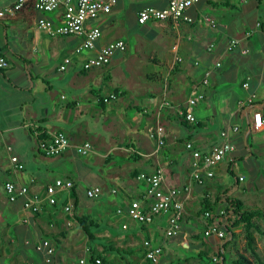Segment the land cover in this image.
<instances>
[{
  "label": "crops",
  "instance_id": "obj_1",
  "mask_svg": "<svg viewBox=\"0 0 264 264\" xmlns=\"http://www.w3.org/2000/svg\"><path fill=\"white\" fill-rule=\"evenodd\" d=\"M14 1H5L3 7L10 6ZM128 3L130 15L133 17L135 24L144 26L147 23H152L156 28L153 30H157L155 35L152 34L154 41H156L155 37H163L162 39L165 41L168 39L171 42L169 49L172 58L164 61L157 55L160 49L159 46H156L158 44L152 42L155 49L153 53H157L155 55L151 54V60L155 62L158 68L146 73L144 79L153 84L158 82V86L156 92L140 91L141 99H137L132 94L128 98V93L122 86L127 84L128 81L132 82L133 79L137 80L138 83L139 77L129 78L126 81L125 73L120 68L113 69V76L111 71L104 72L105 68L117 65L124 58L127 50L117 52L108 65L90 70L83 69L84 61L88 57L94 56L101 46L118 39H124L129 46V42L122 37L123 27L125 26L116 25L115 18L110 16L125 7L126 2L124 0H118L111 13L102 14L97 19L89 22L90 26L101 28L102 36L97 42L96 48L83 51L79 55L75 53V48L82 42V37L75 35L51 36L36 25L37 20L41 17L59 22L63 14V8L49 13H42L32 5H27L15 17L0 20L7 22L22 21L24 23L23 36L31 44L40 43L43 35L49 38L48 45L50 49L53 48L49 52L50 60L56 57L58 58L57 63L59 62L55 66V72L64 73V71L59 70V65L67 56L72 58L71 66H74L75 69V71H71L73 74L62 78V81H60L59 85L61 86L62 82L64 89L60 87L57 90H51L53 102H51L50 108L45 109V114H41L35 106L34 85L31 84V80L38 76L44 79L43 75H38L32 70V68L39 65L38 59L34 55L31 58V56L20 54L8 43L0 48V57H5L9 62L7 68L1 69L5 73L0 71V147L3 145L7 150L6 160L2 159L0 155V172L2 171L6 175L4 181L20 182L29 187L30 194L43 195L46 185L56 178L49 177L48 172L53 169L50 166L49 168L37 166L36 173L28 171L27 160L35 159L37 157L36 151L46 156L38 149V144L36 146L29 145L28 149L25 148L24 143H37V138L34 136L29 123L35 122L43 130H61L64 132L60 126H46L44 122L46 119L58 121L63 115L67 120L71 119L67 115L69 110H72V112L76 110L79 114L92 111L95 115L100 116L102 111L98 109V106L103 107H101V110L105 113L107 128L117 134L111 138V142L106 141L103 136L96 137V142L101 149H106L102 154V161L108 163L110 168L106 177L111 180L121 179L122 177L125 179L122 181L123 193L119 199L121 204L109 208L103 203L89 207L91 204L81 200L80 197L84 189L93 185H100L105 188L106 184L103 178L94 179L90 183L88 176L81 173L79 176L68 174L57 177L71 179L76 184L75 192L72 189L70 194L74 205L73 213V210L71 212L65 210V204L69 197L68 192H62L59 195L57 204L44 203L39 212L33 213L24 208L23 198L15 202L9 200L3 186L5 182H3V185L0 186V264H20L19 261H25L26 259L38 264H53L46 263L42 253L36 250L37 243L43 238L49 239L55 247L53 260H55V257L64 260L67 253L74 255V251H78L79 255H85L87 250L89 253L91 245L86 251H81L79 247V245H82L78 244V241L81 240L80 233L83 230L77 217L90 215L95 210L98 213H106L103 216L106 217L108 223L106 225V236L112 237L116 245L127 246L124 252L135 258V249L141 250L143 255L141 259L149 264L151 261L145 257V249L139 238H142V240L149 238L154 246L160 245L164 249L167 239L172 238L166 237L164 233L168 224L169 213L156 217L149 224H141L127 216L117 215L115 211L118 208H126L133 199L143 197L146 184L138 176L141 173L150 174L154 172L159 164L163 165L165 169L166 185L184 188L185 195L188 196L185 200L183 219L184 235L187 236L188 221L189 224H197L194 223L195 218L193 217L199 214L201 203L205 198L215 201L218 196L230 191L231 195L240 198L246 205H250V201L245 198L248 199L249 196L256 195V193L244 188L242 191H236L237 186L233 189L234 185L229 188L223 187L224 179L218 171H231L233 162L237 158L235 156L236 145L235 151L229 158L225 159L227 160L225 167L220 168L224 163H219L213 169L214 176L205 178L204 182L199 184L197 180L192 179L193 158L191 151L186 148L185 144L192 141L196 149L203 152L210 151L222 141L221 132L235 125H239L240 130L232 135L234 144L243 140L247 144L250 132H255L260 138H264V127L259 130L251 129L245 121V114L239 107V102L244 100L249 92L255 91L259 96V90L264 89V0H203L188 11V14L194 18V22L186 20H180L178 23L149 21L145 24L138 23V11L149 5L165 7L168 0H130ZM103 16H106V18L100 19ZM205 17H209L215 23V26L206 21ZM144 30L149 32L152 29L148 27ZM41 32L43 35H41ZM248 34L250 35L248 36ZM143 38L147 41V37L140 34L137 36L139 41ZM153 38H150V40ZM235 38L240 39L241 42L235 49L229 51L227 47L231 40ZM211 44L214 46L209 50ZM176 56L180 57L181 60L176 61ZM218 61L221 62L220 67L215 66ZM13 63L24 71L18 78L13 77L15 73L13 72L15 69L12 68L14 67L12 66ZM136 63L137 60H135L133 66ZM45 64L41 65L40 69L43 70L49 67L48 63ZM133 66L130 65V69L133 75H136V69L140 65L137 63V67ZM207 69L212 70L210 84L204 87L205 98L195 108L197 122L190 123L179 116L178 109L184 105L194 84L202 78L204 71ZM28 73L31 76L29 79ZM63 76L65 75L61 77ZM177 76L184 81L191 79V84L187 86V89H181V92H178L179 89L177 88H172L169 83L173 77ZM248 77H250L251 82L250 90L243 87V83ZM160 84H163V86L161 87ZM110 85H112L111 89L109 88ZM103 86L107 87L106 91L102 89ZM113 92L121 93L120 99L106 103L102 101V98ZM58 93H61L60 98L65 100V103L58 104ZM125 96H127V102H125ZM165 100L169 101L171 105L168 107L163 106ZM111 103H115L116 107L120 108V112H122L117 113L116 107L107 108ZM123 104H125L124 108L121 109ZM254 105L264 111V99L256 98ZM130 109L136 110L135 116L129 117L127 111ZM86 123L85 121L84 124ZM158 123L164 129L165 144L159 152H155L157 141L151 136L150 129ZM80 128L82 131L87 130L86 126L78 127L79 130ZM71 135L72 133L68 134L73 142L86 141L76 135ZM9 147H11V150H9ZM248 148H250V151L252 150L251 147ZM95 152L93 150L91 153ZM184 152H186V156H183ZM251 152L253 154V150ZM12 155H17L20 158V161L24 164V169H14L11 162ZM58 156H62L63 159L67 158V161L77 164V162L74 163V156H77V154L72 151ZM39 160L41 162L42 159ZM62 162L57 161L56 163ZM128 163L130 166L127 165ZM87 167L88 164L85 168ZM216 168L218 169L216 170ZM240 177L237 180L240 181ZM117 187L114 185L111 187L112 192L116 190V192H113L114 194L118 192ZM130 194H133V196H130ZM217 211L215 210V212ZM202 214L203 218L200 222L205 229L212 220L206 217L205 213ZM67 216H71V219ZM124 224L128 226L124 228ZM77 226H80V229L75 230L76 232L73 231ZM110 228H122L123 231L114 233ZM98 236L97 239L102 240ZM185 237H182V241L179 237L173 238L180 239V245L189 249L190 247L188 248L185 242L188 240L190 245L191 242L188 237ZM157 241H159V244H156ZM99 244V247L103 250L110 247ZM136 259L140 258L137 257Z\"/></svg>",
  "mask_w": 264,
  "mask_h": 264
},
{
  "label": "rangeland",
  "instance_id": "obj_2",
  "mask_svg": "<svg viewBox=\"0 0 264 264\" xmlns=\"http://www.w3.org/2000/svg\"><path fill=\"white\" fill-rule=\"evenodd\" d=\"M7 0H0V9H4V4ZM126 2V5L124 8L120 9L119 11L112 13L110 16L114 17L115 24L123 27L122 37L125 38L129 42V46L127 51L125 52L124 58L121 59L117 65H114L113 67L105 68V73L111 71L112 76L114 75L113 69H122V71L125 73L126 81L129 78L133 77H139L140 80L137 83V80L133 79L132 82H127V84H123V88L128 93V98L132 94L137 99H141L140 91H153L156 92V87L158 86V82L152 83L148 82L144 79V75L148 72H151L154 69H157L158 66L151 60V54H156L154 52V46L153 41L154 38L152 34H156L153 30L156 29L152 23H147L144 26L135 24L133 17L130 15L129 12V1L130 0H124ZM128 3V4H127ZM106 16H103L100 19H104ZM108 18V16H107ZM151 28L152 30L147 32L144 29ZM23 29H24V23L20 20H14V21H0V48L2 46H5L7 43L12 46L16 51H18L22 55H28L32 56L34 55L38 61L39 65L32 68L35 73H38V75H43L44 79L41 77L34 78V80H31V84L34 85L33 87V94L36 97V108L41 112V114H45V109L50 108L51 102H53V97L51 94V90H57L60 87L64 89L63 83L61 82V86L59 85L60 81H62V78L66 76H70L73 74L71 71H75L74 66L69 65L67 68L68 70L64 71V73L61 72H55V66L58 61V58L54 57L52 60H50L49 52L53 50V48L50 49L49 47V38H47L45 35L42 34V41L40 43H33L31 44L28 40L25 39L23 36ZM143 35L147 37V41L143 39H140V41L137 39L138 35ZM151 36V37H150ZM157 36V35H156ZM150 38H153L150 40ZM156 41L154 43L158 44L156 46H159V51L157 53L158 57L164 60H168L172 58V53H170V45L171 42L166 39H162L163 37H155ZM146 42V44H145ZM152 43V44H151ZM141 44H144L143 46ZM155 46V47H156ZM79 55V54H78ZM142 59V60H141ZM135 60H137V63L140 65L136 72V75H133L130 65L133 66V63H135ZM60 61V60H59ZM45 63L49 64L48 68L40 69L41 65H46ZM134 65L133 67H137ZM12 68L15 70L14 78H18L19 75L22 73V69L18 67L15 63L12 64ZM24 72V71H23ZM27 72V71H26ZM138 73V74H137ZM62 75H65L61 77ZM61 77V78H60ZM3 79V78H2ZM29 79V76H28ZM48 81V82H47ZM169 81V80H168ZM167 81V82H168ZM65 82V81H63ZM172 88L179 89L178 92L181 89H187V86L191 84V79L188 81H184L181 78L173 77L169 81ZM162 87L163 84H160ZM107 87L103 86V90L106 91ZM109 88H112V85L109 86ZM120 91V90H117ZM181 92V91H180ZM69 95V93L67 92ZM159 94V93H158ZM61 93H58L57 95V102L65 103V100H62L60 98ZM20 96V95H19ZM22 96V95H21ZM70 96V95H69ZM121 93L119 94V97H121ZM258 96V95H257ZM125 102H127V96H125ZM123 99V100H124ZM257 99H264V89L259 90V96ZM23 100V96H22ZM121 100V101H123ZM115 101V100H112ZM120 102V101H119ZM123 104L121 106V109L124 108ZM117 105L115 103H111L108 105L107 108H115ZM119 106V105H118ZM66 107V106H65ZM102 107V106H101ZM100 106H98V109L102 111V114L95 115V113L90 112H84L82 114H79L78 111L69 110L67 113L68 116L71 117V119H66L65 115L60 117L58 121L54 120H48L44 122L46 126H60L64 130V132L68 135L69 133L73 136H78V138L82 140L89 141L93 143L95 153H90L88 155L84 156H74L75 160L74 163L77 162V164H73L70 161H67V158H62V156H44L41 155L39 152L36 151V158L35 159H28L27 160V167L29 172H37V166L40 167H53L51 171L48 172V175L50 178H56L63 175L73 174V176H79L81 173L84 176H88L89 182H93L94 179L103 178L105 180V188L102 186V192L99 196L95 198H89L86 193V189H84L83 194L80 196L81 200L87 201L92 206L98 205V203L106 204L107 207H113L117 206L120 203L121 194L123 193L122 188V181L125 179L122 177L121 179H108L106 175L109 172V164L102 161V154L106 150H102L101 147L96 142V137L103 136L106 141L111 142V138L113 136H116L117 134L113 131L109 130L107 128V120L105 118V113L103 110H101ZM71 109V108H70ZM117 113L120 112V108H115ZM67 112V111H66ZM129 114V117L135 116L136 110L130 109L127 111ZM42 116V115H41ZM85 121L87 122L86 124ZM146 125V123H145ZM86 126V131H82L78 129V127ZM71 135V136H72ZM70 136V135H69ZM248 142L250 147L253 150V154L250 151V148L246 145L245 141L243 140L240 143H236L237 150L235 152V156L237 157L235 159V162H233L232 165V171L233 172H227L224 170H220L219 175L223 177L224 179V188L232 187L234 184L237 183V179L242 176L243 179H241L237 185V190L242 191V189H247L248 191L252 193H256L255 196H249V198H245L247 201H250V205L247 204V206L251 209H262L264 211V138H260L257 133L250 132L248 136ZM261 140V141H260ZM37 143H24L25 148L28 149L29 145L36 146ZM0 155L2 159L6 160L7 158V150L2 145L0 147ZM186 152L183 153V156H186ZM42 159L41 162H39ZM63 159V160H61ZM26 160V159H25ZM57 161H63L62 163H56ZM223 166H219L220 168L225 167L227 164V160H223L222 164ZM88 164V167L85 168ZM127 165L130 166L128 163ZM126 167V166H125ZM218 167V168H219ZM36 168V169H35ZM216 168V170L218 169ZM87 174H86V173ZM6 175L0 172V186L3 185V182H5ZM107 178V179H106ZM5 185V183H4ZM3 185V186H4ZM118 186L117 193H113L111 191L112 186ZM94 186V185H93ZM100 186V185H99ZM130 196H133V194H130ZM93 204V205H92ZM107 209V208H106ZM74 212V209L72 213ZM80 214V211H79ZM106 214V213H105ZM105 214L98 213L97 210H95L93 213H90V215H87L94 219L95 221L100 223V226L98 229L93 228L95 235L100 236L102 240L96 239L94 242L89 241L87 235L85 234L84 230L81 231V240H79L78 244L81 251H86L90 245L95 248L96 250V256L100 258H104L103 264H147L145 261H143L141 258L143 257L141 250L135 249L134 255L139 257L140 259H136L131 254H128L124 252L127 248V246L124 245H116L112 237L106 236V225L108 224L106 221ZM67 218L71 219V216H67ZM194 223L197 224H189L188 221V239L191 242V245L188 246L189 249H186L180 245V239L178 238H169L167 239V242L164 244V253L162 258L158 263L155 264H203V260L197 256V253L199 251H206L208 255L212 258L217 256L218 251L220 250V247L224 240L218 238L215 235L212 236H205L204 235V226L201 224L200 220L203 218V214H197L195 217ZM256 222L264 229V218H257ZM77 223V222H76ZM106 227V228H105ZM82 228V227H81ZM80 229V226H77L73 231H77ZM112 230L115 232H122V228H113ZM75 231V232H76ZM235 236L232 237L230 241H227V246L225 250V254L227 255V263H232V259L236 258L239 253H243L244 255L248 256L251 259H254L251 251L246 246V238H245V230L244 227L238 226L234 229ZM195 235H199V237H196ZM98 236V237H99ZM143 237V236H142ZM255 238H256V251L259 254V256L264 260V235L258 231H255ZM140 243H143L142 238H139ZM183 238L181 239V241ZM103 244L104 246H110L108 249L103 250L100 246V244ZM156 244H159V241H157ZM22 246V244H20ZM111 247L119 248L123 250L121 253L118 251H112ZM105 248V247H104ZM78 251H74V255L67 253V256L64 260L54 258L55 260H52L51 263L53 264H80V260L84 259L86 261V264L89 263V253L88 250L86 251V254L79 255L77 253ZM77 253V254H76ZM83 253V252H82ZM28 259L25 261H19L20 264H25ZM149 264H154L152 262H149Z\"/></svg>",
  "mask_w": 264,
  "mask_h": 264
},
{
  "label": "built area",
  "instance_id": "obj_3",
  "mask_svg": "<svg viewBox=\"0 0 264 264\" xmlns=\"http://www.w3.org/2000/svg\"><path fill=\"white\" fill-rule=\"evenodd\" d=\"M203 0H168L165 7L145 6L138 11L137 21L139 24H145L149 21L158 23L172 22L178 23L180 20L194 22V18L188 14V11L194 5ZM118 0H15L10 6L0 9V20L7 17H15L19 11L27 5H32L37 11L42 13L53 12L59 8H63V14L59 22L46 17H41L37 20L36 25L51 36H68L75 35L82 37V42L75 48V53L81 54L83 51L96 48L97 42L102 36V30L99 26H90L89 22L97 19L102 14H109ZM205 20L213 26L215 23L209 18ZM250 34H248L249 36ZM240 39H232L227 49L229 51L235 49L240 44ZM213 44L209 46V50L213 48ZM128 44L124 39H118L108 44L101 46L94 56L88 57L83 63V69L90 70L95 67L108 65L117 52H125ZM181 58L176 56V61ZM72 58L64 57L63 62L59 65L60 71L67 70L71 65ZM198 64V62H196ZM9 62L5 57H0V69L7 68ZM216 67L221 66V62H217ZM212 70L204 71L202 78L196 82L190 92L189 97L182 107L178 109L179 116L190 122H197L195 108L205 98L204 87L210 84ZM246 90H250V77L243 83ZM119 96L118 92H113L102 98L103 102L116 100ZM257 98L255 91L249 92L244 100L239 102V107L245 114V121L251 129L259 130L264 127V111L260 107H255L254 103ZM163 106H170L169 101L165 100ZM33 130L34 136L37 138L38 149L46 156H58L68 151H72L77 155H87L94 150L91 142L85 141L81 143L73 142L69 136L61 130H43L35 122L29 123ZM239 125H235L230 129H224L221 132L222 141L215 145L210 151L203 152L194 147L192 141H188L185 146L192 153V179L203 183L205 178L214 176V167L223 160L229 158L235 151L236 146L232 141L233 133L239 132ZM151 136L157 141L155 152L164 146V129L158 123L150 129ZM11 150V147H9ZM11 162L14 169H24V164L20 161L17 155H12ZM138 178L146 184V190L143 197L133 199L126 208L116 209L117 215H124L130 219L141 223L149 224L156 217L165 213H169L167 218V227L164 231L166 237H177L180 234L184 235L183 219L185 214V200L188 198L185 195V189L176 186H167L165 179V169L159 164L154 172L147 174L141 173ZM243 179V177H240ZM75 183L71 179L57 178L53 182L46 185L43 195L30 194L29 187L20 182L7 181L4 188L10 201L15 202L20 198L24 199V208L33 213L39 212L44 203L55 205L58 202L59 195L62 192H68V201L65 204V210L71 212L73 210V202L71 200V191ZM102 192V187L94 185L86 189L89 198H95ZM116 192V190H113ZM184 196V198H182ZM225 210L221 209L217 212L208 210L205 216L212 219V222L204 230L206 236L215 235L218 238L225 236L222 222L224 223L223 215ZM124 228L128 225L124 224ZM185 237V238H186ZM188 247L190 243L185 242ZM185 246V245H184ZM185 246V247H186ZM145 249V257L152 263H158L163 256V247L154 246L152 240L146 238L143 240ZM38 250L43 255L46 263H51L55 255V247L49 239H41L37 245ZM215 260L218 258L215 256ZM97 264H102L100 257L96 258ZM25 264H38L34 261H28ZM80 264H86L84 259L80 260Z\"/></svg>",
  "mask_w": 264,
  "mask_h": 264
},
{
  "label": "trees",
  "instance_id": "obj_4",
  "mask_svg": "<svg viewBox=\"0 0 264 264\" xmlns=\"http://www.w3.org/2000/svg\"><path fill=\"white\" fill-rule=\"evenodd\" d=\"M0 71L5 73L4 70L0 69ZM246 145L250 147L248 141ZM230 172H233L232 169ZM238 183L239 180H237V183L234 184L233 189L238 185ZM75 190H76V184L73 187L74 192ZM221 209L225 210V214L223 215L224 223L222 222V225L226 234L223 238H220L224 240V242L222 243L220 250L217 253L218 255L216 257L218 258V260H215L214 258L210 257L206 251L201 250L197 253V256L203 260L204 262L203 264H229L227 263V255L225 254L227 241H230L232 237L235 236L236 233L234 229L241 225L244 227L245 230L246 246L251 251L254 259L249 258L243 253H239L236 258L232 259V263L230 264H264V260L259 256L255 248L256 245L255 231H258L264 235V229H262V227L256 222V219L264 218V211L259 208L256 209L249 208L243 200L231 195L229 191V193L225 192L220 196H218L215 201H210L208 198H205L201 203L199 214L205 213L208 210L219 211ZM77 218L82 229L87 235L88 240L94 242L97 239V236L95 235L93 228L98 229L100 227V223L87 215L81 217L78 216ZM195 236L199 237V235H195ZM177 237L182 239L183 234H180ZM111 249L118 252L123 251L115 247H111ZM96 258H97L96 250L91 246L89 251V263L97 264ZM101 259L103 264L105 260L104 258Z\"/></svg>",
  "mask_w": 264,
  "mask_h": 264
},
{
  "label": "water",
  "instance_id": "obj_5",
  "mask_svg": "<svg viewBox=\"0 0 264 264\" xmlns=\"http://www.w3.org/2000/svg\"><path fill=\"white\" fill-rule=\"evenodd\" d=\"M27 72H28V71H27ZM28 74H29V73H28ZM29 77H31L30 74H29Z\"/></svg>",
  "mask_w": 264,
  "mask_h": 264
}]
</instances>
